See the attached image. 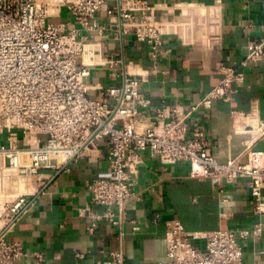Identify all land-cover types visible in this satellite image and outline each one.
Instances as JSON below:
<instances>
[{"label":"crops","instance_id":"0c3cea01","mask_svg":"<svg viewBox=\"0 0 264 264\" xmlns=\"http://www.w3.org/2000/svg\"><path fill=\"white\" fill-rule=\"evenodd\" d=\"M149 3L163 21V49L157 58L149 55L145 41L122 32L119 17L110 16L105 5L91 20L97 27L89 30L62 4L55 7L58 16L53 19L86 37L82 57L90 64L87 83L92 95L102 96L105 88L121 85L127 74L141 79L150 100L146 123L163 103L185 106L199 101L220 82L223 66H236L245 56L249 40L264 37V0ZM234 86L228 100L216 99L210 108L200 107L193 114L192 125L204 132L208 150L220 160L237 154L245 143L264 152V61L246 68L243 82ZM4 161L0 157V200L6 206L21 194L28 199L5 233L25 251L16 264H106L113 250H121L125 260L135 264L166 262V231L174 220L199 248L208 231L253 230L260 221L261 233L242 242V259L234 264H264V213L254 214L247 178L216 183L192 176L186 162L166 164L144 152L135 195L118 227L105 216L95 217L106 208L92 203L87 187L108 171L107 147L99 141L61 168H41L37 176H22L5 168ZM261 198L264 204V188Z\"/></svg>","mask_w":264,"mask_h":264},{"label":"built area","instance_id":"2783aa9c","mask_svg":"<svg viewBox=\"0 0 264 264\" xmlns=\"http://www.w3.org/2000/svg\"><path fill=\"white\" fill-rule=\"evenodd\" d=\"M60 4L88 30L97 27L91 20L105 5L110 16L119 17L122 32L148 44L151 57L162 52L163 21L156 18L149 0H0L2 165L22 176H37L41 168H61L99 141L107 147L108 171L87 183L92 203L106 208L97 218L102 215L122 226L144 152L166 164L186 162L192 176L216 183L247 178L254 214L261 216L264 152L245 143L237 154L220 160L192 122L198 108H210L216 99L228 100L234 85L243 82L244 70L264 61V37L249 40L245 56L236 66H223L220 82L199 101L185 106L163 103L146 123L150 100L139 77L127 74L121 85L105 88L102 96L90 93V64L82 57L86 37L53 21L58 16L54 7ZM54 157L58 162H51ZM5 202L0 200V220H5L0 228V264H16L25 251L5 233L24 212L28 199L21 194L6 206ZM168 226L167 261L143 264L238 263L242 242L261 233L260 221L253 230H212L199 248L179 221ZM106 264L135 263L127 262L121 250H113Z\"/></svg>","mask_w":264,"mask_h":264},{"label":"rangeland","instance_id":"374dc122","mask_svg":"<svg viewBox=\"0 0 264 264\" xmlns=\"http://www.w3.org/2000/svg\"><path fill=\"white\" fill-rule=\"evenodd\" d=\"M54 10H55V7H54ZM6 200V199H5Z\"/></svg>","mask_w":264,"mask_h":264}]
</instances>
